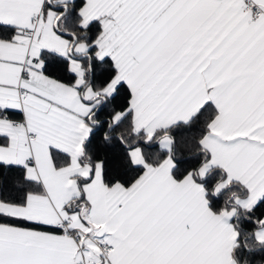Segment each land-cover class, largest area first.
Returning a JSON list of instances; mask_svg holds the SVG:
<instances>
[{"label": "snow or ice", "instance_id": "6c2138e0", "mask_svg": "<svg viewBox=\"0 0 264 264\" xmlns=\"http://www.w3.org/2000/svg\"><path fill=\"white\" fill-rule=\"evenodd\" d=\"M0 264H264V0H0Z\"/></svg>", "mask_w": 264, "mask_h": 264}]
</instances>
